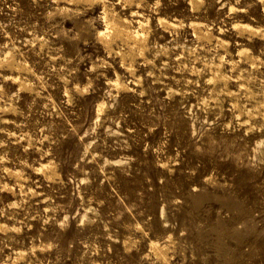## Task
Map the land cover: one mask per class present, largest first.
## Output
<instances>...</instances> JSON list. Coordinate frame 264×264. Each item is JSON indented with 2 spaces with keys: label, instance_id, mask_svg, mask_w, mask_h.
Returning a JSON list of instances; mask_svg holds the SVG:
<instances>
[{
  "label": "rangeland",
  "instance_id": "obj_1",
  "mask_svg": "<svg viewBox=\"0 0 264 264\" xmlns=\"http://www.w3.org/2000/svg\"><path fill=\"white\" fill-rule=\"evenodd\" d=\"M154 2L0 0V264H264V5Z\"/></svg>",
  "mask_w": 264,
  "mask_h": 264
},
{
  "label": "clouds",
  "instance_id": "obj_2",
  "mask_svg": "<svg viewBox=\"0 0 264 264\" xmlns=\"http://www.w3.org/2000/svg\"><path fill=\"white\" fill-rule=\"evenodd\" d=\"M67 2L69 4H90V5H96V4H102L105 6L106 9H108L109 7L112 10V15L116 16L118 15L117 13H115L114 9L116 7L117 4H120L121 6H129L132 3H135L136 0H67ZM146 0H140V3L137 4V7H141L145 4ZM163 3V0H155L154 4L150 5V9L151 11L155 12L157 9L161 8ZM169 3H175V0H169ZM189 3H196V4H200L203 5L204 0H189ZM235 3L237 5H239L241 3V0H235ZM259 3H261L262 5H264V0H259ZM223 6V5H222ZM231 12H236V11H245V9H238L236 7H232L230 9ZM138 13H133V15H137ZM104 17L100 16L95 18L94 20L90 21V25L92 29H95L97 31V34L100 36H104L107 37L109 35L108 31L105 32H99V30L96 28V20H103ZM111 27V26H109ZM142 28L147 30V17H145V23L141 25ZM234 27H247V25H234ZM261 31H264V29H261ZM7 61V56L4 57L3 61H0V69L4 68V64ZM102 67H111L107 61L102 62ZM96 68H90L88 69V73H92L95 72ZM0 76H2V73H0ZM3 80L7 81V80H13V82H16L19 78L18 77H13V76H3L2 77ZM62 79H64V91H63V95L68 97V100L65 102L67 104H72L73 103V97L72 95H70V93L77 95L78 97H84L86 96L90 91H96L97 93L99 92V85L97 83L98 81V77H97V81H94L91 77H89L88 82L85 86L81 87V85L79 83L75 84L71 89L68 88V84L69 81L66 77H62ZM108 84H112V81H107ZM95 85V87H94ZM4 89H3V85L0 84V101L4 100ZM18 97V93L14 94L13 98ZM107 98H112V100L114 101V97H112V93L109 92L107 93ZM114 106L113 104H109V103H101L100 107L103 108H107V107H111ZM261 107H264V105H261ZM8 108H3L0 107V112H4V111H8ZM74 115V114H73ZM7 121H4L2 119H0V123H6ZM69 123H71V121H69ZM95 126H99L100 124V120L99 118H97V120L94 122ZM252 130V129H250ZM260 131H264V126H261V128L259 129ZM0 131H3V129H0ZM71 131L73 133H75L77 136L79 135V132L77 131V129L75 127H73L71 129ZM96 131V127H92L90 128L87 132L84 133L85 136H91L94 132ZM109 133L111 134V129L108 130ZM15 133H9V136H14ZM43 139H48L47 136L43 137ZM81 141H83L84 137L80 138ZM43 141H41L42 143ZM96 143L95 140L92 141V143L88 144V148L92 147V144ZM4 141H0V148L4 147ZM260 148H264V140H261L258 145H257V151H259ZM6 158V154L0 156V164H2L4 162ZM22 163H26V161H23ZM77 167H79V165H77ZM5 172H9L10 169L5 168L4 169ZM37 171H39V169H37ZM67 219V218H66Z\"/></svg>",
  "mask_w": 264,
  "mask_h": 264
},
{
  "label": "bare ground",
  "instance_id": "obj_3",
  "mask_svg": "<svg viewBox=\"0 0 264 264\" xmlns=\"http://www.w3.org/2000/svg\"><path fill=\"white\" fill-rule=\"evenodd\" d=\"M109 26H111V27H109ZM107 29H108V33H109V35L107 36V37H104V36H102V38L101 39H105L106 41H109V39H110V37L112 36V35H119L120 33H122V31H123V28H122V26H121V24H119V23H114L113 21H111V22H109L108 23V26H107ZM209 30V29H208ZM100 36V35H99ZM112 39V38H111ZM142 48V47H141ZM154 245V244H153ZM155 247V246H154Z\"/></svg>",
  "mask_w": 264,
  "mask_h": 264
}]
</instances>
